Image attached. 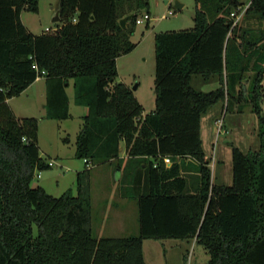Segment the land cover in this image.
<instances>
[{
    "label": "trees",
    "instance_id": "trees-1",
    "mask_svg": "<svg viewBox=\"0 0 264 264\" xmlns=\"http://www.w3.org/2000/svg\"><path fill=\"white\" fill-rule=\"evenodd\" d=\"M243 1L194 0L193 29L154 35L155 107L142 116L131 90L114 80L117 58L135 47L129 26L148 0H58L60 20L41 35L20 20L38 12V0H0V264H145L146 239L195 240L206 264H264V0H247L233 24ZM38 77L45 78L48 120L69 119L73 81L74 103L87 110L75 157L115 165L122 196L136 194L137 235H93L83 173L76 195L31 187L36 173L50 169L38 149L37 119L16 117L7 101ZM197 77L218 86L196 90ZM218 102L231 112L250 108L259 126L257 151L232 147L230 186L212 183L201 146V117Z\"/></svg>",
    "mask_w": 264,
    "mask_h": 264
},
{
    "label": "rangeland",
    "instance_id": "rangeland-1",
    "mask_svg": "<svg viewBox=\"0 0 264 264\" xmlns=\"http://www.w3.org/2000/svg\"><path fill=\"white\" fill-rule=\"evenodd\" d=\"M165 1L168 3L166 4ZM178 1L184 4L180 10L174 9L176 0H148L149 7L147 10L143 8L142 13L148 14L150 20L140 25L129 26L133 31L129 35L130 41L135 44V47L129 53L117 58L116 61L117 77L114 84H125L131 90L142 108V116L154 111L155 107L154 35L159 32L191 30L194 26L192 18L194 0ZM46 2L47 0L39 1L41 17L46 16ZM54 3L59 4L58 0ZM28 15L32 19L35 18L32 12H28ZM162 15L165 18H161ZM47 17L45 20L49 21L50 18ZM35 20L38 22L37 19ZM50 25L52 28L55 27L51 21H49ZM231 45L232 42L229 43V47ZM248 74L252 75L251 72ZM192 85L196 90L209 92L218 86V82L216 78L203 81L197 77L193 79ZM68 94L73 97L71 88L68 89ZM34 98L35 102H33ZM43 98L44 96L39 95L38 90L33 88L31 92L20 94L11 102L13 111L17 110L21 116L28 114L26 116L37 119V142L40 156L47 164L52 162L49 170L36 173L31 187H44L52 197H59L71 190L76 195V175L83 173V185L89 186L87 195L93 235L96 238L137 235L139 222L137 221L136 194L128 189L127 195L122 196V189H125L119 184L118 171L113 170L115 165L111 164L110 169L107 165L91 166L87 161L75 157V140L82 124L80 117L83 107L70 103L71 116L68 120L41 119V114H43L41 99ZM213 107L218 109L217 117L221 124L225 125L228 122L233 127L231 132L227 134L222 132L221 136L218 135L217 138L212 139L211 143L213 142L215 150L217 145L220 148L221 145L227 147L230 152L235 146L246 153L259 149V126L250 108H244L242 112L237 113L230 110L227 112L225 104L221 102ZM205 144L207 149V143ZM213 146L210 144V149H208L210 154H213ZM220 148L218 153H220ZM220 156L223 158L221 173L225 175L227 164L224 162L223 153ZM179 244L180 246L176 247ZM144 258L148 264H192V262L193 264H206L209 260L202 246H198L193 241L176 239H147L144 243Z\"/></svg>",
    "mask_w": 264,
    "mask_h": 264
},
{
    "label": "crops",
    "instance_id": "crops-1",
    "mask_svg": "<svg viewBox=\"0 0 264 264\" xmlns=\"http://www.w3.org/2000/svg\"><path fill=\"white\" fill-rule=\"evenodd\" d=\"M40 0H38V3H39ZM55 0H47L46 2V7H45V12H46V16L45 17H41V14H40V3H39V7H38V12L37 13H34L35 15V18H31L29 17L28 15V12H22L20 14V20L21 22L23 23V25L25 26V28L27 29V31L33 35H41L43 34L45 28H48V27H51V25L49 26V21H46L45 18H48L47 16H51L52 14V11L55 9V7L57 6L58 3H54ZM165 3L167 4L168 1H165ZM184 6V4H182V7ZM181 7V9H182ZM37 19L38 22L35 20ZM44 19V20H43ZM72 84H73V81L70 80L69 81V84H68V87L66 88V94H68V89L71 88L72 90V94H73V88H72ZM42 85V86H41ZM262 86H263V89H264V76L262 78ZM33 88H36L39 92V95H41L42 97L44 96L43 99H41V104H42V109H43V114H41V119L45 118V109H44V105H45V101H46V95H45V78L44 77H38L32 84L31 86H29L26 90H24L21 94H24L25 92H28V91H32ZM69 96V109H70V103H73L72 105H75L74 103V94H73V97L70 96V94H68ZM72 100H71V98ZM16 98V97H13V99ZM13 99H10L8 100V105L10 107V109L12 110V107H11V102L13 101ZM43 101V102H42ZM33 102H35V98L33 99ZM261 108L263 110V114H264V98H263V101L261 103ZM212 110V111H210ZM210 113H206L208 115H204L201 117V120H200V137H201V146L203 148V151H204V154H205V158L209 161V167L211 169V181L212 183L218 185H225V186H230L232 184L231 182V179H232V164H231V152L230 150L227 148V147H224L221 145V148L218 147L217 145V148L215 150V146H213V142L211 143L212 139L214 138H217L218 135L221 136V133H225L227 134L228 132H231L233 128L232 125H229L228 122L224 125V123L221 125V130L217 133V127H216V122L217 120H220L218 119L219 117L218 116V109L216 110L214 107L212 109H210ZM234 111H236V108L234 107ZM13 114L16 115V117L18 118H28V117H32V116H26L28 114H25L24 116H21L19 114V112L17 110L13 111ZM228 112V111H227ZM237 113H240V112H237ZM87 115V110L85 108H83V112H82V115H81V121H82V118ZM70 116H71V113H70ZM254 139V138H253ZM207 143V149H206V144ZM210 144L213 146V154H210L208 149H210ZM119 148H120V153H119V158H122V159H125L126 157V153H125V148H124V144L123 142H120L119 144ZM220 148V153H218V150ZM39 149V147H38ZM223 153V156H224V162L227 164V167H226V172H225V175H223L221 173V169H222V160L223 158L220 156V154ZM185 162H191L190 160H186ZM87 165V164H86ZM107 167L110 169L112 168L111 165H107ZM118 176L120 175V172H118ZM38 176V175H37ZM39 177V176H38ZM120 179V176L118 177V181ZM44 188V187H43ZM147 240V239H146ZM193 243L195 242V240H192ZM146 241L143 242V245H142V252H143V258H144V243ZM179 247V245H176V247ZM184 249V247H183ZM184 254V253H183ZM182 256V255H181ZM144 262L145 264H148L147 261L145 260L144 258ZM195 263V262H194ZM193 264V262H192Z\"/></svg>",
    "mask_w": 264,
    "mask_h": 264
},
{
    "label": "built area",
    "instance_id": "built-area-1",
    "mask_svg": "<svg viewBox=\"0 0 264 264\" xmlns=\"http://www.w3.org/2000/svg\"><path fill=\"white\" fill-rule=\"evenodd\" d=\"M248 5H249V3L244 5V6H242V7H239L236 12H232L231 13L230 16L231 17H235L233 24H235L241 18V15L244 13V11L248 7ZM169 14H170V12H169ZM161 18H165V16L162 15ZM135 19H136V21H135L136 25H140V24L146 23L147 21L150 20L149 15L146 14V13H140V15H138ZM72 21L76 22L75 19H72ZM54 30H55V28L48 27V28H45L43 33H50V32H52ZM221 125H222L221 121L217 120V123H216L217 133L221 130V128H222ZM164 163L169 166L170 165L169 158L165 157L164 158ZM48 166L51 167L52 166V162H49Z\"/></svg>",
    "mask_w": 264,
    "mask_h": 264
},
{
    "label": "water",
    "instance_id": "water-1",
    "mask_svg": "<svg viewBox=\"0 0 264 264\" xmlns=\"http://www.w3.org/2000/svg\"><path fill=\"white\" fill-rule=\"evenodd\" d=\"M243 3L246 4L247 3V0H244ZM181 7H182V3H180L178 0H176L175 5H174V9L175 10H180ZM60 11H61V7H60V4H58L55 7V9L52 11V14L50 16V21L52 23L59 22V20H60ZM133 17H135V14H133V13H131L129 15L123 16L119 20L120 27L123 28V29H125L127 27V23L129 21H131Z\"/></svg>",
    "mask_w": 264,
    "mask_h": 264
}]
</instances>
